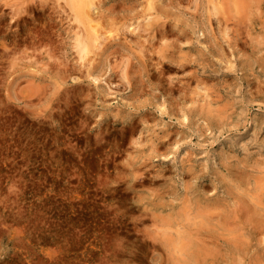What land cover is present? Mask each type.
<instances>
[{
    "label": "rangeland",
    "instance_id": "1",
    "mask_svg": "<svg viewBox=\"0 0 264 264\" xmlns=\"http://www.w3.org/2000/svg\"><path fill=\"white\" fill-rule=\"evenodd\" d=\"M133 1L0 0V264H264V0Z\"/></svg>",
    "mask_w": 264,
    "mask_h": 264
},
{
    "label": "bare ground",
    "instance_id": "2",
    "mask_svg": "<svg viewBox=\"0 0 264 264\" xmlns=\"http://www.w3.org/2000/svg\"><path fill=\"white\" fill-rule=\"evenodd\" d=\"M96 1H97V0H96ZM96 1H95V0H73V6L75 7V11H76V15H75L76 18H75V19H76L77 21H79L80 23H82L83 21H82V19H81V16H80V13H79V12L82 13L83 9H84L87 5H88V7L90 8L89 11H88V12H89L88 15H89V17H90V18H89V19H90V20H89L90 25L87 26L86 32H85V31L83 32V29H82V32L80 33V31H79L78 36H77V47L80 49L79 51H80V53H81V58H82L83 60H86V62H87V60H88V61L91 60V53H93L92 48L99 49L100 46L103 45V44L101 43L102 40H103V35H104V34H107V33H111V30H110V31H106V32L103 31V28H104V25H105V24L103 25V23H102L103 20H102V22H101V20H100V22H97L93 17H91L92 15L90 16V11H91V9L95 8V6H96L97 3H98V2H96ZM128 1H129V0H128ZM132 1H133V0H132ZM157 1H158V0H149V6H150L149 8H150V10L156 8ZM197 1H198V0H197ZM229 1H230V0H229ZM229 1H228V3H229ZM232 1H233V0H232ZM236 1H240V2H241V0H236ZM244 1H245V0H244ZM244 1H243V2H244ZM251 1H252V0H251ZM255 1H256V0H255ZM100 2H101V1H100ZM100 2H99V3H100ZM117 2H118V1H117ZM133 2H134V1H133ZM182 2H183V1H182ZM190 2H191V0H190ZM211 2H212V1H211ZM216 2H218V1H216ZM230 2H231V1H230ZM243 2H242V3H243ZM252 2H253V1H252ZM64 3H65V2H64ZM111 3H113V2H111ZM128 3H129V2H128ZM160 3H161V2H160ZM169 3H170V2H169ZM226 3H227V2H226ZM231 3H233V2H231ZM130 4H131V3H130ZM142 4H143V3H142ZM145 4H146V3H145ZM190 4H191V6H192V3H190ZM190 4H189L188 6H190ZM213 4H215V2H214ZM224 4H225V3H224ZM255 4H256V3H255ZM255 4H254V5H255ZM60 5H61V4H60ZM100 5H101V4H100ZM110 5H111V4H110ZM158 5H159V4H158ZM170 5H171V4H170ZM193 5H194V4H193ZM195 5H196V4H195ZM227 5H228V4L223 5V6H226V7H224L225 10H227ZM229 5H230V3H229ZM229 5H228V6H229ZM61 6H62V5H61ZM111 6H112V5H111ZM124 6H125V4L123 5V7H124ZM134 6H136V5L133 4V8H134ZM159 6H160V5H159ZM207 6H208V5H207ZM209 6H210V5H209ZM211 6H212V5H211ZM216 6H217V5H216ZM234 6H235V4H234ZM245 6H246V5H245ZM63 7H64V6H63ZM63 7H62V8H63ZM106 7H107V5H106ZM108 7L110 8L109 5H108ZM108 7H107V8H108ZM113 7H114V5H113ZM143 7H144V6H143ZM200 7H201V6H200ZM231 7H232V5H231ZM76 8L79 9V10H78L79 12L76 10ZM86 8H87V7H86ZM102 8H103V7H102ZM118 8H119V7H118ZM129 8H130V7H129ZM133 8H132V9H133ZM161 8H162V7H161ZM188 8H189V7H188ZM195 8H196V7H195ZM195 8H194V9H195ZM233 8H234V7H233ZM237 8H238V7H237ZM244 8H245V7H244ZM246 8H247V7H246ZM63 9H64V8H63ZM70 9H71V8H70ZM80 9H81V10H80ZM119 9H120V8H119ZM156 9H157V8H156ZM209 9H210V7H209ZM220 9H221V8H220ZM229 9H230V8H229ZM235 9H236V8H235ZM67 10H68V9H67ZM109 10H110V9H109ZM114 10H116V9L114 8ZM114 10H112V11H114ZM120 10H121V9H120ZM130 10H131V9H130ZM133 10H134V9H133ZM147 10H148V9H147ZM160 10H161V9H160ZM199 10H200V9H199ZM211 10H212V9H211ZM230 10H231V9H230ZM239 10H240V9H239ZM239 10H237V11H239ZM98 11H99V10H98ZM104 11H105V10H104ZM110 11H111V10H110ZM189 11H190V10H189ZM215 11H216V10H215ZM218 11H219V12H218ZM218 11H217V12H218L217 15H219V13H220V10H218ZM234 11H236V10H234ZM84 12H85V11H84ZM93 12H94V11H93ZM96 12H97V11H96ZM101 12H103V11L101 10ZM114 12H115V11H114ZM116 12H117V11H116ZM192 12H193V11H192ZM199 12H200V11H199ZM229 12H230V11H229ZM257 12H258V9H257ZM259 12H260V11H259ZM259 12H258V14H259ZM70 13H71V12H70ZM86 13H87V12H86ZM146 13H147V12H146ZM153 13H154V12H153ZM201 13H202V10H201ZM208 13H209V15L211 14V12H208ZM227 13H228V11H227ZM232 13H235V12L232 11ZM232 13H230L229 16H231ZM240 13H242L241 10H240ZM240 13L238 12V14H237V13H235V14H237V16H240V15H239ZM246 13H248V12L246 11ZM261 13H262V12H261ZM82 14H83V13H82ZM96 14H97V13H96ZM98 14H99V13H98ZM140 14H141V13H140ZM142 14H143V12H142ZM243 14H244V13H243ZM248 14H249V13H248ZM248 14H247V15H248ZM103 15H104V14H103ZM103 15H102V16H103ZM116 15H117V14H116ZM116 15H115V16H116ZM127 15H128V17H130L129 14H127ZM203 15H204V14H203ZM220 15H221V14H220ZM220 15H219V16H220ZM222 15H223V14H222ZM247 15H246V16H247ZM261 15H262V14H261ZM261 15H259V17H260ZM71 16H72V15H71ZM98 16H100V15H98ZM102 16H101V17H102ZM115 16H113V17H115ZM133 16H134V15H133ZM135 16H136V15H135ZM152 16H153V15H152ZM232 16H233V14H232ZM235 16H236V15H235ZM246 16H245V17H246ZM249 16H250V14H249ZM104 17H105V16H104ZM110 17H112V15H111ZM113 17H112V18H113ZM142 17H144V16H142ZM146 17H147V16H146ZM176 17H180V16H176ZM222 17L224 18V16H222ZM245 17H244V18H245ZM71 18H73V16H72ZM105 18H106V17H105ZM112 18H111V19H112ZM135 18H136V17H135ZM148 18H151V17L148 16ZM148 18H147V19H148ZM158 18H159V17H157V19H158ZM160 18H161V17H160ZM231 18H233V17H231ZM231 18H230V19H231ZM237 18H238V17H237ZM73 19H74V18H73ZM138 19H140V18H138ZM175 19H176V18H175ZM225 19H226V18H225ZM234 19H235V18H234ZM240 19H241V18H240ZM249 19H250V18H249ZM251 19H252V18H251ZM108 20H109V18H108ZM113 20H114V19H113ZM115 20H116V19H115ZM134 20H135V19H134ZM134 20H132V22H133ZM150 20H151V19H150ZM150 20H149V22H150ZM203 20H204V19H203ZM226 20H227V19H226ZM226 20H225V21H226ZM98 21H99V20H98ZM124 21H125V20H124ZM178 21H179V20H178ZM184 21H185V20H184ZM214 21H215V20H214ZM216 21H217V20H216ZM218 21H219V20H218ZM220 21H221V20H220ZM229 21H230V20H229ZM229 21H228V22H229ZM232 21H233V20H232ZM232 21H230V22H232ZM74 22H75V21H74ZM112 22H113V21H112ZM130 22H131V21H130ZM130 22H129V23H130ZM138 22H139V21H138ZM146 22H147V20L145 21V25H147ZM210 22H211V20H210ZM221 22H222V21H221ZM226 22H227V21H226ZM226 22H225V24H226ZM243 22H244V24H246L245 21H243ZM249 22H250V21H249ZM84 23H85V21H84ZM110 23H111V22H110ZM110 23H109V24H110ZM113 23H114V22H113ZM113 23H112V24H113ZM115 23H116V22H115ZM147 23H148V22H147ZM212 23H213V22H212ZM232 23H234V22H232ZM76 24H78V23H76ZM206 24H207V23H206ZM206 24H205V25H206ZM240 24H242V23H240ZM252 24H253V23H252ZM165 25H166V24H165ZM220 25H222V24H220ZM247 25H248V24H247ZM261 25H262V23H261ZM78 26H79V25H78ZM80 26H81V24H80ZM105 26H106V25H105ZM117 26H119V25H117ZM124 26H125V25H124ZM124 26H123V27H124ZM141 26H142V24H141ZM147 26L149 27V24H148ZM166 26H167V25H166ZM186 26H187V25H186ZM232 26H234V24H232ZM236 26H237V25H236ZM106 27H107V26H106ZM112 27H114V26H112ZM142 27H143V26H142ZM187 27H188V26H187ZM213 27H214V26H213ZM77 28H78V27H77ZM114 28L116 29V27H114ZM128 28H129V27H128ZM137 28H138V26H137ZM145 28H146V26H145ZM149 28H151V27H149ZM138 29H139V28H138ZM235 29H237V28H235ZM79 30H81V29H79ZM106 30H107V29H106ZM113 30H114V29H113ZM122 30H123V29H122ZM131 30H133V29H131ZM161 30H162V29H161ZM239 30H240V29H239ZM244 30H245V29H244ZM246 30H248V29H246ZM117 31H118V30H117ZM117 31H116V32H117ZM119 31H120V30H119ZM134 31H135V30H134ZM136 31H137V29H136ZM146 31H147V30H146ZM216 31H217V29H216ZM235 31H236V30H235ZM116 32H114V33H116ZM120 32H121V31H120ZM125 32H126V31H125ZM148 32H149V31H148ZM148 32H147V33H148ZM161 32H162V31H161ZM217 32H218V31H217ZM229 32H230V31H229ZM240 32H241V30L239 31V34H240ZM247 32H248V31H247ZM247 32H246V35H247ZM255 32H256V31H255ZM37 33H38V32H36V35H38ZM114 33H113V34H114ZM118 33H119V32H118ZM122 33H123V32H122ZM141 33H142V31H141ZM144 33H145V32H144ZM168 33H169V32H168ZM210 33H211V32H210ZM234 33H235V32H234ZM155 34H156V32H155ZM163 34H164V31H163ZM215 34H216V33H215ZM215 34H214V35H215ZM228 34H229V33H228ZM248 34H250V33L248 32ZM127 35H128V34H127ZM174 35H175V34H174ZM259 35H260V34H258V35L256 34V36H254V37H256L257 39H262V41H263L264 38H262V37H264V36L261 34L262 37H261V38H260V37L258 38L257 36H259ZM104 36L107 37V35H104ZM121 36H122V35H121ZM123 36H124V35H123ZM177 36H178V35H177ZM216 36H217V35H216ZM216 36H215V37H216ZM219 36H221V35H219ZM230 36H231V35H230ZM237 36H238V35H237ZM240 36H241V35H240ZM248 36H249V35H248ZM251 36H252V35H251ZM251 36H249L250 38H249V37H248V38H249V39L253 38V37H251ZM37 37H39V36H37ZM75 37H76V36H75ZM110 37L112 38L113 36H112V35H109L108 38H110ZM135 37H136V36H135ZM141 37H142V35H141ZM161 37H162V36H161ZM163 37H164V36H163ZM209 37H210V36H209ZM238 37H239V36H238ZM122 38H123V37H122ZM132 38H133V37H132ZM138 38H140V36H139V37L137 36V40H138ZM149 38H150V37H149ZM207 38H208V37H207ZM223 38H225V37H223ZM229 38H230V37H229ZM246 38H247V37H245V39H246ZM256 38H254V39H256ZM27 39H28V38H27ZM120 39H121V38H120ZM134 39H135V38H134ZM145 39H147V38L145 37L143 41H145ZM214 39H215V38H214ZM216 39H217V38H216ZM225 39H226V38H225ZM230 39H231V38H230ZM236 39H237V38H236ZM243 39H244V38H243ZM245 39H244V40H245ZM249 39H248V40H249ZM254 39H253V42H255ZM35 40H36V39H35ZM147 40H148V39H147ZM147 40H146V41H147ZM156 40H157V39H156ZM163 40H164V39H163ZM165 40H166V39H165ZM207 40H208V39H207ZM246 40H247V39H246ZM251 40H252V39H251ZM104 41H105V40H104ZM153 41H154V40H153ZM225 41H226V40H225ZM231 41H232V40H231ZM256 41H258V40H256ZM26 42H27V40H26ZM40 42H42V41H40ZM116 42H117V41H116ZM138 42H139V41H138ZM214 42H215V41H214ZM227 42H228V41H227ZM235 42H236V41H235ZM259 42H260V41H259ZM32 43H33V42H32ZM111 43H112V42H111ZM114 43H115V42H114ZM143 43H144V42H143ZM155 43H157V42H155ZM248 43H249V42H248ZM257 43H258V42H257ZM261 43H262V42H261ZM35 44H36V43H35ZM140 44H141V42H140ZM223 44H225V43H223ZM223 44H222V45H223ZM259 44H260V43H259ZM36 45H37V44H36ZM116 45H117V44H116ZM120 45H121V44H120ZM130 45H133V44H130ZM130 45H129V46H130ZM155 45H156V44H155ZM215 45H216V44H215ZM219 45H220V44H219ZM260 45H262V44H260ZM7 46H8V45H7ZM18 46L20 47L19 44H18ZM33 46H34V45H33ZM106 46H107V45H106ZM106 46H105V49H107ZM110 46H112V45H110ZM117 46H118V45H117ZM121 46H122V45H121ZM262 46H263V45H262ZM75 47H76V46H75ZM107 47H108V46H107ZM113 47H116V46H113ZM119 47H120V46H119ZM123 47H125V46H123ZM192 47H193V46H192ZM243 47H245V46H243ZM248 47H249V46H248ZM206 48H207V47H206ZM240 48H241V47H240ZM11 49H12V48H11ZM21 49H22V48H21ZM23 49H24V47H23ZM102 49H103V48H102ZM110 49H112V48L110 47ZM116 49H117V47H116ZM144 49H145V47H143V50H144ZM154 49H155V48H154ZM157 49H158V48H157ZM159 49H160V46H159ZM159 49H158V50H159ZM164 49H165V48H164ZM200 49H201V48H200ZM222 49H223V48H222ZM235 49H236V48H235ZM4 50H5V49H4ZM16 50H18V49L16 48ZM119 50H120V48H119ZM136 50H137V49H136ZM147 50H149V49H147ZM103 51H104V49H103ZM112 51H113V50H112ZM114 51H115V50H114ZM117 51H118V50H117ZM122 51H123V50H122ZM122 51H121V52H122ZM130 51H131V50H130ZM130 51H129V52H130ZM137 51H138V50H137ZM162 51H163V50H162ZM244 51H247V50L245 49ZM3 52H4V51H3ZM94 52H95V51H94ZM123 52L126 53V51H123ZM149 52H150V50H149ZM152 52H155V50L152 51ZM159 52H160V51H159ZM166 52H167V51H166ZM168 52H169V50H168ZM248 52H249V51H248ZM248 52H247V53H248ZM263 52H264V50H263ZM20 53H21V51H20ZM20 53H17V54H20ZM104 53H105V52H104ZM104 53H103V54H104ZM106 53H107V52H106ZM110 53H111V52H110ZM110 53H109V54H110ZM141 53H142V52H141ZM162 53H163V52H162ZM245 53H246V52H245ZM249 53H250V52H249ZM249 53H248V54H249ZM23 54H26V53L23 52ZM23 54H22V55H23ZM114 54H115V53H114ZM122 54H123V53H122ZM126 54H127V53H126ZM129 54H130V53H129ZM131 54H132V53H131ZM131 54H130V55H131ZM142 54H143V53H142ZM146 54H147V53H146ZM146 54H145V55H146ZM148 54H149V53H148ZM154 54H155V53H154ZM159 54H161V53H159ZM182 54H183V53H182ZM182 54H181V55H182ZM11 55H12V54H11ZM99 55H100V53L98 52V56H99ZM107 55H108V54H107ZM127 55H128V54H127ZM127 55H126V56H127ZM145 55H144V56H145ZM149 55H152V54L150 53ZM259 55H260V54H259ZM7 56H8V52H7ZM100 56H101V55H100ZM100 56H99V57H100ZM133 56H134V55H133ZM152 56H153V55H152ZM9 57H10V56H9ZM12 57H13V55H12ZM14 57H15V56H14ZM14 57H13V59H15ZM18 57H19V56H18ZM23 57H24V55H23ZM93 57H94V56H93ZM93 57H92V58H93ZM115 57H116V56H115ZM119 57H121V56H119ZM128 57H129V56H127L126 59H128ZM131 57H132V56H131ZM145 57H146V56H145ZM145 57H144V58H145ZM183 57H184V56H183ZM243 57H244V56H243ZM248 57H249V56H248ZM252 57H253V56H252ZM254 57H255V56H254ZM260 57H261V56H260ZM19 58H20V57H19ZM81 58H80V61H82ZM107 58H108V57H107ZM109 58H110V57H109ZM109 58H108V59H109ZM121 58H122V57H121ZM123 58H124V57H123ZM129 58H130V57H129ZM134 58H135V57H134ZM134 58H133V59H134ZM153 58H154V57H153ZM153 58H152V59H153ZM179 58H180V57H179ZM186 58H187V57H186ZM249 58H250V57H249ZM16 59H18V58H16ZM16 59H15V60H16ZM21 59H22V58H21ZM93 59H94V58H93ZM93 59H92V60H93ZM124 59H125V58H124ZM126 59H125V60H126ZM216 59H217V58H216ZM255 59H256V58H255ZM98 60H99V58H98ZM117 60H118V59H117ZM121 60H122V59H121ZM121 60H119V61H121ZM130 60H131V58H130ZM138 60H139V59H138ZM138 60H137V62H138ZM154 60H155V59H154ZM154 60H153V61H154ZM205 60H206V59H205ZM17 61H18V60H17ZM135 61H136V60H135ZM181 61H182V60H181ZM186 61H187V60H186ZM189 61H190V60H189ZM202 61H203V60H202ZM84 62H85V61H84ZM86 62H85V63H86ZM92 62H93V61H92ZM97 62H98V61H97ZM99 62L101 63V61H99ZM116 62H118V61H116ZM116 62H115V63H116ZM150 62H151V61H150ZM154 62H155V61H154ZM174 62H176V61H174ZM184 62H185V60H184ZM184 62H183V63H184ZM187 62H188V61H187ZM191 62H192V61H191ZM207 62H208V61H207ZM212 62H213V61H212ZM249 62H250V61H249ZM251 62H252V60H251ZM78 63H79V62H78ZM81 63H82V62H81ZM118 63H119V62H118ZM139 63H140V62H139ZM0 64H1V63H0ZM82 64H83V63H82ZM86 64H87V63H86ZM88 64L91 65L90 63H88ZM121 64H123V63L121 62ZM129 64H130V61H129ZM147 64H149V63H147ZM147 64H146V65H147ZM156 64H157V63H156ZM158 64H159V63H158ZM161 64H162V63H161ZM188 64H189V63H188ZM255 64H256V63H255ZM99 65H100V64H99ZM115 65H116V64H115ZM118 65H120V64H118ZM130 65H132V64H130ZM62 66H64V65H62ZM80 66H81V65H80ZM133 66H134V65H133ZM135 66H136V65H135ZM139 66H142V65H139ZM144 66H145V65H144ZM152 66H153V65H152ZM184 66H185L184 64L181 65V67H184ZM76 67H77V65H76ZM123 67H124V65L122 66V68H123ZM125 67H126V66H125ZM125 67H124V68H125ZM137 67H138V66H137ZM163 67H164V66H163ZM253 67H254V66H253ZM260 67H261V66H260ZM2 68H3V67H2ZM74 68H75V67H74ZM88 68H89V67H88ZM91 68H92V66H91ZM97 68H98V67H97ZM139 68H140V67H139ZM199 68H200V67H199ZM212 68H213V67H212ZM227 68H228V67H227ZM232 68H233V67H232ZM235 68H236V67H235ZM247 68H248V67H247ZM82 69H83V67L81 66V70H82ZM92 69H96V68L94 67V68H92ZM115 69H116V68H115ZM128 69H129V68H128ZM166 69H167V68H166ZM230 69H231V68H230ZM233 69H234V68H233ZM64 70H65V69H64ZM123 70H124V69H123ZM136 70H137V69H136ZM140 70H141V69H140ZM188 70H189V69H188ZM96 71H97V70H96ZM134 71H135V70H134ZM134 71H133V72H134ZM158 71H159V70H158ZM170 71H171V70H170ZM214 71H215V70H214ZM75 72H76V71H75ZM90 72H91V70H90ZM92 72H94V71L92 70ZM124 72H125V71H123V73H124ZM126 72H128V70H127ZM136 72H137V71H136ZM187 72H189V71H187ZM123 73H122V74H123ZM140 73H141V72H140ZM165 73H166V72H165ZM247 73H248V72H247ZM86 74H87V73H86ZM86 74H85V75H86ZM88 74H89V73H88ZM88 74H87V75H88ZM90 74H91V73H90ZM122 74H121V75H122ZM127 74H128V73H127ZM158 74H159V73H158ZM162 74H163V73H162ZM83 75H84V74H83ZM117 75H118V74H117ZM123 75H124V74H123ZM125 75H126V74H125ZM135 75H136V74H135ZM194 75H195V74H194ZM202 75H203V74H202ZM248 75H249V74H248ZM253 75H254V74H253ZM71 76H72V75H71ZM73 76H74V75H73ZM126 76H127V75H126ZM128 76H129V75H128ZM138 76H139V74H138ZM157 76H158V75H157ZM124 77H125V76H124ZM150 77H151V76H150ZM126 78H128V77H126ZM133 78H134V77H133ZM138 78H139V77H138ZM142 78H144V77H142ZM182 78H183V77H182ZM197 78H198V76H197ZM210 78H211V77H210ZM139 79H140V78H139ZM146 79H147V78H146ZM161 79H162V78H161ZM179 79H180V78H179ZM223 79H224V78H223ZM204 80H205V79H204ZM213 80H214V79H213ZM226 80H227V79H226ZM257 80H258V79H257ZM259 80L261 81V79H259ZM130 81H131V80H130ZM170 81H171V80H170ZM235 81H236V80H235ZM10 82H11V81H10ZM135 82H136V81H135ZM160 82H161V80H160ZM199 82H200V81H199ZM199 82H198V83H199ZM214 82H215V81H214ZM214 82H213V83H214ZM258 82H259V81H258ZM148 83H149V82H148ZM158 83H159V82H158ZM166 83H168V82H166ZM171 83L173 84V82H171ZM183 83H184V81H183ZM189 83H190V82H189ZM196 83H197V82H196ZM196 83H195V84H196ZM198 83H197V84H198ZM209 83H210V82H209ZM247 83H248V82H247ZM260 83H261V82H260ZM8 84H9V83H8ZM160 84H161V83H160ZM178 84H179V82H178ZM187 84H188V82H187ZM192 84H193V83H192ZM202 84H203V83H202ZM229 84H230V83H229ZM253 84H254V83H253ZM138 85H139V84H138ZM165 85H166V84H165ZM176 85H177V84H176ZM210 85H211V84H210ZM219 85H221V84H219ZM157 86H158V85H157ZM159 86H160V85H159ZM194 86H195V85H194ZM194 86H192V87L194 88ZM200 86H201V85H200ZM203 86H204V85H203ZM226 86H227V85H226ZM256 86H257V85H256ZM160 87H161V86H160ZM180 87H181V86H180ZM184 87H185V85H184ZM192 87H190V88H192ZM196 87H198V86H196ZM223 87H224V86H223ZM251 87H252V86H251ZM211 88H213V87H211ZM161 89H162V88H161ZM165 89H166V88H165ZM188 89H189V87H188ZM209 89H210V87H209ZM229 89H230V88H229ZM262 89H263V88H262ZM135 90H136V89H135ZM168 90H169V89H168ZM181 90H182V89H181ZM196 90H197V88H196ZM200 90H201V89H200ZM213 90H214V89H213ZM216 90H217V88H216ZM140 91H141V89H140ZM198 91H199V90H198ZM240 91H241V90H240ZM137 92H138V91H137ZM188 92H189V90H188ZM193 92H194V91H193ZM212 92H213V91H212ZM251 92H252V91H251ZM134 93H135V92H134ZM171 93H172V92H171ZM194 93H195V92H194ZM196 93H197V92H196ZM215 93H216V92H215ZM175 94H176V93H175ZM190 94H191V93H190ZM199 94H200V93H199ZM218 94H219V92H218ZM135 95H136V94H135ZM142 95H143V94H142ZM195 95H196V94H195ZM262 95H263V93H262ZM143 96H144V95H143ZM187 96H189V95H187ZM190 96H191V95H190ZM192 96H194V95L192 94ZM192 96H191V97H192ZM197 96H198V95H197ZM220 96H221V95H220ZM174 97H175V96H174ZM184 97H185V96H184ZM259 97H260V96H259ZM187 98H188V97H187ZM192 98H194V97H192ZM203 98H204V97H203ZM175 99H176V98H175ZM175 99H174V100H175ZM227 99H228V97H227ZM262 99H263V98H262ZM193 100H194V99H193ZM257 100H258V99H257ZM229 101H231V100H229ZM229 101H228V102H229ZM248 101H249V100H248ZM262 101H263V100H262ZM189 102H190V101H189ZM232 102H233V101H232ZM243 102H244V101H243ZM175 103H176V102H175ZM190 103H191V102H190ZM190 103H189V104H190ZM197 103H198V102H197ZM205 103H206V102H205ZM205 103H204V104H205ZM225 103H226V102H225ZM252 103H255V102H252ZM261 103H262V102H261ZM261 103H260V104H261ZM194 104H195V103H194ZM206 104H207V103H206ZM248 104H249V102H248ZM177 105H179V104H177ZM192 105H193V104H192ZM195 105H196V104H195ZM207 105H208V104H207ZM187 106H188V105H187ZM190 106H191V105H190ZM197 106H198V105H197ZM210 106H211V105H210ZM176 107H177V106H176ZM216 107H217V106H216ZM173 108H175V107H173ZM193 108H195V106H193ZM202 108H203V107H202ZM222 108H223V107H222ZM222 108H221V110H222ZM229 108H230V107H229ZM182 109H183V107H182ZM217 109H218V108H217ZM224 109H225V108H223V110H224ZM184 110H185V109H184ZM184 110H183V111H184ZM231 110H233V109H231ZM246 110H247V109H246ZM169 111H170V110H169ZM173 112H174V111H173ZM176 112H177V111H176ZM184 112H186V111H184ZM224 112H227V110H225ZM232 112H233V111H232ZM242 112H243V111H242ZM182 113H183V112H182ZM201 113H202V112H201ZM248 113H249V111H248ZM178 114H179V113H178ZM195 114H196V113H195ZM187 115H188V114H187ZM222 115H223V114H222ZM240 115H241V114H240ZM197 116H198V115H197ZM140 117H141V116H140ZM246 117H247V116H246ZM186 118H187V117H186ZM186 118H185V119H186ZM227 118H228V117H227ZM255 121H257V120H255ZM138 122H139V121H138ZM187 122H188V121H187ZM241 122H242V121H241ZM144 123H145V122H144ZM180 123H181V122H180ZM258 123H259V122H258ZM138 124H139V123H138ZM219 124H220V123H219ZM239 124H240V121H239ZM255 124H256V123H255ZM232 126H233V125H232ZM235 126H236V125H235ZM186 128H187V126H186ZM230 128H231V127H230ZM233 128H235V127H233ZM257 130H258V129H257ZM258 131H259V130H258ZM171 132H172V131H171ZM255 132H256V131H255ZM170 134H171V133H170ZM255 134H256V133H255ZM204 135H205V134H204ZM257 135H258V134H257ZM218 136H219V135H218ZM246 136H247V135H246ZM253 136H254V135H253ZM259 136H260V135H259ZM256 137H257V136H256ZM242 138H243V137H242ZM246 138H247V137H246ZM246 138H245V139H246ZM252 138H253V137H252ZM252 138H251V139H252ZM172 139H173V138H172ZM238 139H239V138H238ZM243 139H244V138H243ZM254 139H255V138H254ZM183 140H184V139H183ZM256 140H258V139L256 138ZM170 141H172V140H170ZM174 141H175V140H174ZM210 141H211V140H210ZM236 141H237V140H236ZM247 141H248V139H247ZM230 142H231V141H230ZM180 143H181V142H180ZM184 143H185V142H184ZM236 143H237V142H236ZM239 143H240V142H239ZM239 143H238V144H239ZM240 144H242V143H240ZM218 145H219V144H218ZM247 145H248V144H247ZM240 146H241V145H240ZM254 146H255V145H254ZM256 146H257V144H256ZM160 147H161V146H160ZM242 147H243V146H242ZM263 147H264V146H263ZM257 148H258V146H257ZM259 148H260V147H259ZM167 149H168V148H167ZM244 151H245V150H244ZM244 151H243V152H244ZM259 151H260V150H259ZM261 152H262V151H261ZM188 153H189V152H188ZM195 153H196V152H195ZM228 153H230V152H228ZM238 153H239V152H238ZM246 153H247V152H246ZM247 154H248V153H247ZM188 155L190 156V154H188ZM228 155H229V154H228ZM230 155H231V154H230ZM192 156H193V155H192ZM192 156H191V157H192ZM243 156H244V155H243ZM145 157H146V156H145ZM257 157H260V156H257ZM234 158H235V157H234ZM244 158H245V157H244ZM146 159H147V158H146ZM246 159H247V158H246ZM262 159L264 160V158H262ZM188 160H189V158H188ZM230 161H231V160H230ZM243 161H245V160H243ZM243 161H242V163H243ZM258 161H259V160H258ZM189 163H190V162H189ZM203 163H204V162H203ZM144 164H145V163H144ZM182 164H183V163H182ZM206 165H207V164H206ZM238 165H239V164H238ZM238 165H237V167H238ZM257 165H258V164H257ZM145 166H146V165H145ZM254 167L257 168L256 165L253 166V169H254ZM145 168H146V167H145ZM186 168H187V167H186ZM248 168H249V167H248ZM248 168H247V169H248ZM262 169H264L263 166H262ZM143 170H144V169H143ZM231 170H232V169H231ZM248 170H249V169H248ZM248 170H247V171H248ZM258 170H260V169L258 168ZM141 171H142V170H141ZM253 171H254V170H253ZM262 171H263V170H262ZM232 173L234 174L233 171H232ZM142 174H143V172H142ZM258 174H259V173H257V176H260V175H258ZM240 177H241V176H240ZM144 179H145V178H144ZM260 179H261V178L259 177V180H260ZM240 180H241V179H240ZM256 180H257V179H256ZM215 181H216V180H215ZM262 181H263V180H261V182H262ZM247 182H248V181H247ZM263 182H264V181H263ZM263 182L261 183L262 185H263ZM185 183H186V182H185ZM258 183H259V182H258ZM214 184H216V183H214ZM219 185H220V184H219ZM255 185H256V184H255ZM202 186H203V185H202ZM247 186H248V184H247ZM263 186H264V185H263ZM188 187H189V185H188ZM252 187H253V185H252ZM254 187H255V186H254ZM247 188H248V187H247ZM187 189H188V188H187ZM245 189H246V188H245ZM261 190H262V189H261ZM205 191H206V190H205ZM235 191H237V190H235ZM259 191H260V190H259ZM193 192H194V191H193ZM193 192H192V194H193ZM208 193H209V192H208ZM250 193H251V192H250ZM250 193H249V195H250ZM259 193L261 194V191H260ZM187 194H188V193H187ZM189 195H190V194H189ZM195 195H196V194H195ZM251 195H252V194H251ZM191 196H192V195H191ZM191 196H190V197H191ZM206 196H207V195H206ZM216 196H217V195H216ZM241 196H243V195H241ZM194 197H195V196H194ZM243 198H244V196H243ZM249 198H250V196H249ZM254 198H255V197H254ZM262 198H263V197H262ZM186 199H187V198H186ZM194 199H195V198H194ZM218 199H219V198H218ZM239 199H240V198H239ZM252 199H253V198H252ZM219 200H220V199H219ZM256 200H257V199H256ZM195 201H196V200H195ZM199 201H200V200H199ZM254 201H255V199H254ZM257 201H259V200H257ZM200 202H201V201H200ZM222 202H223V201H222ZM182 203H183V202H182ZM182 203H181V204H182ZM238 203H239V202H238ZM241 203H242V202H241ZM244 203H245V202H244ZM261 203H262V202H261ZM235 204H236V203H235ZM257 204H258V203H257ZM190 205H191V204H190ZM259 205H260V204H259ZM192 206H193V205H192ZM202 206H203V205H202ZM234 206H235V205H234ZM206 207H207V206H206ZM213 207H215V206H213ZM218 207H219V206H218ZM221 207H222V205H221ZM224 207H225V206H224ZM224 207H223V208H224ZM235 207H236V206H235ZM237 207H238V206H237ZM261 207H262V206H261ZM193 208H194V207H193ZM219 208H220V207H219ZM199 209H200V208H199ZM241 209H242V208H241ZM244 209H245V208H244ZM176 210H177V209H176ZM179 210H180V209H179ZM181 210H182V209H181ZM185 210H186V209H184V211H185ZM201 210H202V213H203V209H202V208H201ZM219 210H222V209H219ZM219 210H218V211H219ZM239 210H240V209H239ZM263 210H264V209H263ZM263 210H262V211H263ZM174 211H175V210H174ZM187 211H188V210H187ZM187 211H185V212L187 213ZM189 211H190V210H189ZM191 211H192V210H191ZM193 211H194V210H193ZM225 211H226V210H225ZM205 212H206V211H205ZM209 212H210V211H209ZM214 212H215V211H214ZM242 212H243V211H242ZM246 212H248V210H246ZM199 213H200V212H199ZM207 213H208V212H207ZM211 213H213V212H211ZM230 213H231V212H230ZM239 213H240V212H239ZM249 213H250V212H249ZM182 214H183V213H182ZM190 214L192 215L191 212H190ZM203 214H205V213H203ZM213 214H214V213H213ZM213 214H212V215H213ZM221 214H222V213H221ZM234 214H235V213H234ZM260 214H261V213H260ZM185 215H186V214H185ZM207 215H209V214H207ZM216 215H217V214H216ZM218 215H219V214H218ZM187 216H188V215H186L185 217L188 218ZM192 216H193V215H192ZM209 216H210V215H209ZM223 216H224V215H223ZM229 216H230V214H229ZM189 217L191 218V216H189ZM194 217H195V216H194ZM206 217H207V216H206ZM196 218H197V217H196ZM202 218H203V217H202ZM210 218H211V217H210ZM213 218H217V216H214ZM218 218H219V217H218ZM218 218H217V219H218ZM220 218H221V217H220ZM259 218H260V217H259ZM192 219H193V218H192ZM221 219H222V218H221ZM247 219H249V218H247ZM194 221H195V220H194ZM194 221H193V222H194ZM199 221H200V220H199ZM214 221H216V220H214ZM218 221H219V220H218ZM189 222H190V221H189ZM195 222H196V221H195ZM228 222H229V221H228ZM198 223H199V222H198ZM259 223H260V222H259ZM165 224H166V223H165ZM192 224H193V223H192ZM208 224H209V223H208ZM210 224H211V223H210ZM232 224H234V222H233ZM232 224H231V226H232ZM193 225H194V224H193ZM214 225H215V224H214ZM223 225H224V224H223ZM212 226H213V225H212ZM225 226H226V225H225ZM231 226H229V229H230ZM234 226H235V225H234ZM191 227H192V226H191ZM227 227H228V226H227ZM263 227H264V226H263ZM198 228H199V227H198ZM216 228H217V227H216ZM232 228H233V227H232ZM191 229H192V228H191ZM195 229H196V228H195ZM212 229H213V228H212ZM199 230H200V229H199ZM204 230H205V229H204ZM236 230H237V229H236ZM185 231H186V230H185ZM192 231H193V230H191V232H192ZM206 231H207V230H206ZM214 231H215V230H214ZM243 231H244V230H243ZM180 232H181V231H180ZM199 232H200V231H199ZM225 232H226V230H225ZM231 232H232V231H231ZM238 232H239V231H238ZM241 232H242V231H241ZM193 233H194V232H193ZM225 234H226V233H225ZM230 234H231V233H230ZM233 234H234V232H233ZM261 234H262V232H261ZM261 234H260V235H261ZM186 235H187V233H186ZM198 235H199V234H198ZM236 235H237V234H236ZM248 235H249V234H248ZM179 236H180V235H179ZM181 236H182V235H181ZM181 236H180V237H181ZM201 236H202V235H201ZM206 236H207V235H206ZM223 236H225L224 233H223ZM244 236H245V235H244ZM246 236H247V235H246ZM262 236H264V235H262ZM202 237H203V236H202ZM214 237H215V236H214ZM227 238H229V237H227ZM227 238H226V239H227ZM231 238H232V234H231ZM263 238H264V237H263ZM179 239H180V238H179ZM196 239H197V238H196ZM246 239H247V237H246ZM259 239H260V238H259ZM259 239H258V240H259ZM181 240H182V239H181ZM201 240H203V239H201ZM238 241H239V240H238ZM263 241H264V240H263ZM174 242H175V241H174ZM181 242H182V241H181ZM186 242H187V241H186ZM201 242H202V241H201ZM206 242H207V239H206ZM235 242H236V241H235ZM172 243H173V242H171V244H172ZM228 243H229V242H228ZM169 244H170V242H169ZM186 244H187V243H186ZM188 244H189V243H188ZM188 244H187V245H188ZM190 244H191V243H190ZM237 244H238V243H237ZM244 244H245V243H244ZM177 245H178V243H177ZM195 245H196V244H195ZM210 246H211V244H210ZM235 246H236V244H235ZM245 246H246V245H245ZM254 246H255V245H254ZM261 246H262V245H261ZM176 247H177V246H176ZM179 247H180V246H179ZM187 247H189V246H187ZM219 247H220V246H219ZM219 247H218V249H219ZM224 247H225V246H224ZM173 248H174V247H173ZM195 248H196V247H195ZM205 248H206V247H205ZM210 248H211V247H210ZM220 248H221V247H220ZM177 249H178V248H177ZM211 249H212V248H211ZM235 249H236V248H235ZM237 249H238V247H237ZM244 249H245V248H244ZM244 249H243V250H244ZM173 250H175V249H173ZM180 250H182V249H180ZM183 250H184V249H183ZM183 250H182L181 252H183ZM170 251H171V250H170ZM185 251H186V250H185ZM246 251H247V250H245V252H246ZM171 252H172V251H171ZM189 252H190V251H189ZM193 252H195V251H193ZM208 252H209V250H208ZM210 252H211V251H210ZM215 252H216V251H215ZM241 252H242V251H241ZM245 252H244V253H245ZM174 253H175V252H174ZM204 253H205V252H204ZM222 253H223V252H222ZM172 254H173V253H172ZM189 254H190V253H189ZM257 254H258V253H257ZM206 255H207V254H206ZM258 255H259V254H258ZM180 256L182 257V255H180ZM193 256H194V255H193ZM208 256H209V255H208ZM210 256H211V255H210ZM213 256H214V255H213ZM194 257H195V256H194ZM215 257H216V256H215ZM217 257H218V256H217ZM234 257H235V256H234ZM253 257H254V256H253ZM201 258H202V257H201ZM259 258H260V257H258V259H259ZM193 259H194V258H193ZM199 260H200V259H199ZM199 260H197V262H198ZM203 260H204V259H203ZM216 260H217V259H216ZM239 260H240V259H239ZM246 260H247V259H246ZM232 261H233V260H232ZM251 261H252V260H251ZM260 261H261V258H260ZM180 262H181V261H180ZM194 262H195V261H194ZM197 262H195V263H197ZM203 262H204V261H203ZM234 262H235V261H234ZM240 262H241V261H240ZM261 262H262V261H261ZM185 263H186V262H185ZM187 263H188V262H187ZM253 263H254V262H253ZM211 264H212V263H211ZM255 264H256V263H255Z\"/></svg>",
    "mask_w": 264,
    "mask_h": 264
}]
</instances>
